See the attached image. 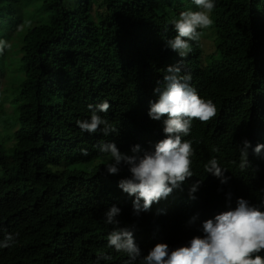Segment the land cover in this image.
I'll return each instance as SVG.
<instances>
[{"label":"trees","instance_id":"obj_1","mask_svg":"<svg viewBox=\"0 0 264 264\" xmlns=\"http://www.w3.org/2000/svg\"><path fill=\"white\" fill-rule=\"evenodd\" d=\"M214 2L213 26L181 58L165 42L176 35L171 19L193 10L192 0H0V41L10 45L0 52V240L15 235L0 248V264H97L101 253L111 259L99 264H126L127 254L107 243L114 226L104 213L112 205L121 209L120 226L135 229V264L193 212L233 208L241 197L264 211V150L249 148L250 164L239 168L243 140L264 144V0ZM176 64L211 85L204 97L217 115L194 120L184 137L195 153L189 183L136 216L134 197L118 187L127 167L108 174L99 144L131 155L132 145L149 149L164 137L149 102ZM104 100L111 107L98 114L117 131H81L76 121ZM213 157L226 184L205 171Z\"/></svg>","mask_w":264,"mask_h":264},{"label":"clouds","instance_id":"obj_2","mask_svg":"<svg viewBox=\"0 0 264 264\" xmlns=\"http://www.w3.org/2000/svg\"><path fill=\"white\" fill-rule=\"evenodd\" d=\"M196 6L179 13L170 21L176 35L165 42L166 48L184 58L192 51V43L202 40L203 30L210 29L214 21L211 13L216 7L214 0H192ZM10 47L0 41V52ZM200 49V48H199ZM201 51V50H200ZM191 72L181 74L179 64L169 65L163 76L164 87L153 90L157 99L149 102L148 116L163 124L164 137L151 148L144 149L140 144L132 145L131 155L121 152L114 142L100 143L99 151L107 154L109 162L104 167L108 174L117 175L126 166L129 176L118 181V187L129 196H133V214L151 210L154 203L171 201L174 190L181 189L193 177L192 159L195 154L192 141L184 139L191 133L192 122L198 120L207 123L217 115L215 103L205 99L204 92L211 89L208 82L193 79ZM111 105L104 100L96 105H88L91 110L90 119L77 120L81 131L94 134L101 132L108 136L117 131L98 113H106ZM103 126V127H101ZM259 155L264 144H256L253 148L247 139L240 145L241 171L250 162L248 150ZM218 152V148H213ZM88 155L86 149L81 150ZM235 163V161H233ZM205 171L218 178L221 184L228 182L225 169L220 167L213 157L204 165ZM197 181L189 189L190 198L195 199L199 187ZM229 202L231 193L228 194ZM143 201V203H141ZM121 209L110 206L104 213L105 223L114 227L107 235L108 246L117 252H124L129 259L126 264H135L141 257V249L134 240L133 226H120L117 219ZM18 235V234H16ZM171 240L159 239L140 264H264V211L244 198H237L233 208L217 205L207 207L205 213L193 212L186 217L182 226L173 230ZM15 242V235L8 233L0 240V248H8ZM111 256L101 253L100 260H110Z\"/></svg>","mask_w":264,"mask_h":264},{"label":"rangeland","instance_id":"obj_3","mask_svg":"<svg viewBox=\"0 0 264 264\" xmlns=\"http://www.w3.org/2000/svg\"><path fill=\"white\" fill-rule=\"evenodd\" d=\"M205 30H203V32H204ZM202 38H204L203 36H202ZM202 45H203V50L204 51H206V52H209V44L205 41V42H203L202 43Z\"/></svg>","mask_w":264,"mask_h":264}]
</instances>
